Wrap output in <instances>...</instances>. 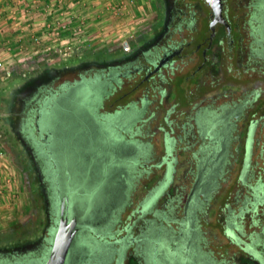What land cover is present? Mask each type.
<instances>
[{
	"label": "rangeland",
	"instance_id": "1",
	"mask_svg": "<svg viewBox=\"0 0 264 264\" xmlns=\"http://www.w3.org/2000/svg\"><path fill=\"white\" fill-rule=\"evenodd\" d=\"M223 11L234 36L216 27L196 77L189 75L202 62L200 50L186 54L183 44L209 36L211 9L205 0L121 2L115 25L102 40L78 34L75 48L47 53L35 48L20 64L0 59V261L13 264L25 256L29 264H44L56 227L51 194L42 188L23 140L24 123H36L33 110L41 92L79 81L81 75L117 73L120 82L112 79L115 95L138 82L165 49L184 47L181 56L124 101L98 105L97 112L109 119L105 138L134 145L133 152L125 153L123 147L121 154L108 153L107 161L119 166L131 158L135 164L126 168L131 184L122 204L99 212L98 218L83 216L114 196L107 189L108 176L97 182L80 177L72 183L84 211L74 249L85 246L90 256L84 261L103 264L102 253H90L88 244L94 241L114 249L106 264H142L137 240L154 226H163L185 243L197 228L196 243L216 264H264V53L255 43H264V0H223ZM105 49L102 59L99 53ZM62 67L73 69L59 71ZM44 69L52 70L36 78ZM240 103L244 107L238 115L227 114L217 131L209 130L216 138L210 152L206 145L211 141L201 136L206 133L202 109ZM33 129L37 138L43 136L45 130ZM199 166L204 169L199 183L213 181L208 190L194 188ZM188 200L192 206L202 203L191 212L185 208ZM181 224L186 227L179 236ZM13 228L17 237L11 235Z\"/></svg>",
	"mask_w": 264,
	"mask_h": 264
},
{
	"label": "flooded vegetation",
	"instance_id": "2",
	"mask_svg": "<svg viewBox=\"0 0 264 264\" xmlns=\"http://www.w3.org/2000/svg\"><path fill=\"white\" fill-rule=\"evenodd\" d=\"M167 14H169V9H167ZM225 20L228 23L226 17ZM218 25L225 29L226 36H234L233 28L230 25L229 31L227 30L226 25L221 23H217L215 29ZM196 34H198V32ZM206 38L207 39L203 38L200 42L190 40L186 44H183L185 49H187L186 54H191L200 50V55L202 58V62L192 71V73L189 75L190 77H196L198 73L203 70L207 61V54L212 47V39L209 41V36ZM232 40L233 39H231V41ZM255 40V43L259 45V52L264 53V43L260 42L259 39ZM184 47H168L165 49L162 55L165 53L167 55L171 53L175 54L169 60H167V62L161 68L170 64L175 58L181 56ZM159 58H157V60H159ZM157 60L144 69L143 76L140 80H138V82H136L134 85L135 87H140L144 81H149L155 74L159 73L161 68L159 71L152 74L148 79L144 80V76L154 67V65L157 63ZM118 78L120 77L118 76ZM72 93L73 87L69 90L59 91L53 99V106L50 110L52 113L49 112L50 115H48V113L42 115L43 120L41 121L40 126L36 120L34 126L37 127V131L45 130L41 138H37L33 131L34 126L30 121L27 120L28 122L26 121L23 125V140L25 141L31 163L38 174V179L42 185V188L51 194L49 196V204L53 210H56V222L57 212L61 201L64 203L65 216L69 217L72 215L76 218L75 225L77 232L72 243L69 259L70 264H82L83 261L90 255H86V253H84L86 249L85 246L82 245L78 247V249H74V245L76 242V237L78 236V232L81 228L80 219L84 214V211L81 209V207H79V203L75 199V194L77 195L79 190H76L77 193L73 192L71 191L73 188L70 186L74 182L77 183L80 177L87 178L88 176L89 182H97V180H103L106 176H108L107 189L109 191L114 190V196L107 205H100V207L95 210L96 213H94L95 211L91 209L88 211V213L84 214L83 217L85 218L89 216L98 218L99 212L106 210L108 211L117 205L120 206L127 195V166L123 163H121L119 166L108 163V153L113 151L115 153L120 152L121 154V152L123 153L125 149V153H128L129 151L133 152L134 145L124 143L123 141L121 144L119 143V145H117L118 141L116 139H106L105 133H103V129L101 127V122L96 118L93 112H91L85 106L81 105L78 107L75 106V104L73 105L71 103H66V98ZM243 107V103L237 104L231 108H225L221 106L211 109L210 107H204L200 114L202 118L201 129L205 130L207 127H210V129H217V125L222 118H224L229 113L234 116L238 115L241 108ZM50 124L54 125V127H50ZM72 129H77V131L73 132ZM70 134H72V137H69ZM118 147H121V149L119 150ZM123 147L124 150L122 149ZM86 165H88L87 170H85ZM203 170L204 169L202 166L198 167V174L194 188L198 186L201 187V189L208 190L213 185V181L206 179L199 183V180L201 179V172ZM103 171L104 175L102 174ZM90 200H92V195L90 196ZM192 203L193 202H189L188 200L185 208L189 207L191 212H195L197 207L201 206L202 202L195 204V206H192ZM105 216H108L107 213ZM185 227V225L181 224L179 236L184 235L183 233L185 231ZM191 231L192 230H190V237H188L186 243L188 249L190 248V251L187 253V260L182 264H210L208 260L204 261V263H199V258L207 259L208 257L202 254L200 250L202 247L196 243V241H198L195 240V238L198 236L197 228L194 229L192 233ZM143 240L144 239H140L138 241L141 243ZM144 241L146 242V240ZM140 243H138L137 246L143 250L145 246L142 248ZM148 259L149 255L145 254L144 258L142 257V264H150ZM1 261L2 264H8L5 260ZM155 263L178 264V261L177 259H174L172 262H170V260L164 255L163 248L157 251ZM13 264H29V261L24 256L23 258L17 259Z\"/></svg>",
	"mask_w": 264,
	"mask_h": 264
},
{
	"label": "crops",
	"instance_id": "3",
	"mask_svg": "<svg viewBox=\"0 0 264 264\" xmlns=\"http://www.w3.org/2000/svg\"><path fill=\"white\" fill-rule=\"evenodd\" d=\"M121 2L128 0H0V59L20 64L26 52L35 48L76 47L78 34L92 35L95 42L115 25L118 12L110 7ZM208 130L201 136L211 141L206 146L213 153L216 138Z\"/></svg>",
	"mask_w": 264,
	"mask_h": 264
},
{
	"label": "trees",
	"instance_id": "4",
	"mask_svg": "<svg viewBox=\"0 0 264 264\" xmlns=\"http://www.w3.org/2000/svg\"><path fill=\"white\" fill-rule=\"evenodd\" d=\"M100 57L102 59H105L107 56V50L100 51L99 53ZM106 61V60H105ZM104 62V61H103ZM73 69V67H62V69H59V71H67ZM52 69H44L41 73L37 75L36 78L42 77V76H47L49 73H51ZM117 79L119 81L120 78H117V73L113 75L112 77L106 76V75H100V74H94L93 76L90 75H81L79 81H74L73 83L69 84L68 82L63 83L58 89L53 90V89H48L44 90L41 92V95L37 99V108L33 110V113L36 114V120L40 126L43 114H49L51 107L53 106V99L57 95L59 91L62 90H69L70 88L73 87V93L66 98V103L67 104H75V102L79 103L82 106L87 107L91 112H93L96 116V118L101 122V127L104 130L107 127V117L98 113L97 108L98 105L102 103V101L106 100L107 102L109 101L110 104L111 102H121L126 99V97L132 93L136 87L134 85H129L124 92L121 91V93H117L113 95L114 87H113V81L112 79ZM31 80H34L33 78ZM145 82V81H144ZM92 90V92H91ZM43 93V94H42ZM74 93L77 94V96L74 95ZM113 95L112 98L109 99V96ZM125 98V99H124ZM52 113V112H50ZM28 122V121H27ZM31 122V120H30ZM33 122V121H32ZM31 122V123H32ZM66 124V122H65ZM67 126V125H66ZM35 129V128H34ZM33 129V130H34ZM73 132H76L77 129H72ZM72 134L69 135V137ZM72 137V136H71ZM113 156V154H111ZM112 160H110L108 163H112ZM131 163L135 164V161L131 158H128L124 160L123 164L126 165L128 168H131ZM128 183L131 184L130 180L127 178L126 179ZM86 196L83 195L81 196L82 198ZM88 196V195H87ZM86 196V197H87ZM96 213V211H95ZM230 226H226V230L229 229ZM14 233H11V235L17 237V232L13 228ZM187 230V228H186ZM189 234V231H188ZM97 236V234H95ZM104 237L103 235H101ZM176 236V235H175ZM174 235H170L168 230H166L163 226H158L153 229L148 230V234H145L144 238L141 236L139 237L138 240L144 239L146 242L143 240L142 243H140L141 247L144 249L142 250V256L144 258L145 254L149 255L148 261L150 264H156L155 263V258H156V253L160 249L164 248V255L172 262L174 259H177L178 264H182L185 259L186 254L190 251V248L188 249L187 244L185 243V239L178 238L175 240ZM111 236L108 235V238ZM122 240V239H119ZM128 242L130 243L131 241L130 238H127ZM137 240V241H138ZM90 246V253L94 255L95 251L99 252L100 254L104 256V260L101 261L100 263L106 264L107 261H109V257L111 254L114 252V249L110 245H100L97 242H90L88 244ZM148 246V247H147ZM147 247V248H146ZM193 251V250H192ZM208 260L210 264H216L214 260L211 259H200L199 258V263H204V261ZM91 258H89L86 261H83L82 264H87L91 263ZM0 264H2V261H0Z\"/></svg>",
	"mask_w": 264,
	"mask_h": 264
},
{
	"label": "water",
	"instance_id": "5",
	"mask_svg": "<svg viewBox=\"0 0 264 264\" xmlns=\"http://www.w3.org/2000/svg\"><path fill=\"white\" fill-rule=\"evenodd\" d=\"M211 9V19L209 22V41L215 34V26L217 23L225 24L227 30H230L229 24L226 22L223 15V0H205ZM175 53L163 54L154 67L147 72L144 80L148 79L152 74L159 71L160 68L169 60ZM76 218L74 216H65L64 203L61 201L57 212V222L55 231L52 236L50 251L44 264H67L70 258L72 243L75 239L77 228Z\"/></svg>",
	"mask_w": 264,
	"mask_h": 264
},
{
	"label": "built area",
	"instance_id": "6",
	"mask_svg": "<svg viewBox=\"0 0 264 264\" xmlns=\"http://www.w3.org/2000/svg\"><path fill=\"white\" fill-rule=\"evenodd\" d=\"M121 7V4L119 5V4H116V5H112L110 8H113L114 7V9L115 10H117L118 8H120ZM78 37V36H77ZM34 40H37V38H34ZM73 45L72 44H69V45H67L66 47H64L63 49L65 50V49H71V48H75V47H72ZM39 50V49H38ZM52 50H59V51H61L62 49H52ZM52 50H46V49H42V51H43V53H47L48 51H52ZM42 58H40V60H41ZM2 66V61L0 60V67Z\"/></svg>",
	"mask_w": 264,
	"mask_h": 264
}]
</instances>
